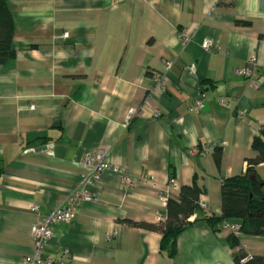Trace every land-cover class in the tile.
Segmentation results:
<instances>
[{"label": "crops", "instance_id": "1", "mask_svg": "<svg viewBox=\"0 0 264 264\" xmlns=\"http://www.w3.org/2000/svg\"><path fill=\"white\" fill-rule=\"evenodd\" d=\"M5 1L15 53L0 64V264L33 252V224L81 189L93 200L55 227L54 264L264 260V236L231 246L232 231L202 218L222 215V180L264 141V0ZM252 56V76L237 74ZM88 153L122 172L89 178ZM255 170L264 182V162ZM193 183L199 209L169 257L159 232L128 221L159 223Z\"/></svg>", "mask_w": 264, "mask_h": 264}, {"label": "trees", "instance_id": "2", "mask_svg": "<svg viewBox=\"0 0 264 264\" xmlns=\"http://www.w3.org/2000/svg\"><path fill=\"white\" fill-rule=\"evenodd\" d=\"M13 18L5 0H0V64L14 56L13 49ZM264 38V34H261ZM252 147L256 151L254 157L246 159L245 171L241 174L228 176L221 182L222 215L203 216L210 225L221 224L227 220L240 224L239 233L264 236V182L256 174L255 166L264 162V141L255 136ZM0 169V176L2 175ZM174 176V175H170ZM202 188L193 183L182 185L178 196H169L166 201V216L157 224L128 221L129 224L157 231L161 234L160 251L169 257L176 253V239L183 228L190 224L189 217L199 209V197ZM231 246L238 244L234 235L229 238ZM236 264H264L262 256L254 255Z\"/></svg>", "mask_w": 264, "mask_h": 264}, {"label": "built area", "instance_id": "3", "mask_svg": "<svg viewBox=\"0 0 264 264\" xmlns=\"http://www.w3.org/2000/svg\"><path fill=\"white\" fill-rule=\"evenodd\" d=\"M201 46L203 49L209 50L215 47V42L212 38L208 37L202 41ZM170 66L171 63L166 62V69H169ZM257 66V60L252 56L248 60L247 65L237 69V74L245 77H251L253 70ZM154 77L157 79L159 85H162V82L164 81L163 75L156 74ZM220 102H225V98H222ZM195 105L197 107L203 106V94L200 99L195 102ZM130 113L131 111L129 114ZM157 115L158 114H155V116ZM82 162L89 168V178L91 179H94L103 172H122L117 165L106 161L105 156L102 153L85 154ZM142 180L147 182L144 178H142ZM169 185L172 189H177V184L173 176L169 177ZM91 200H93V196L87 189L77 190L74 193L69 194L53 211L38 218L31 228V235L34 240V250L29 254L23 255L20 264H54V259L50 255L46 254V247L55 235V227L61 223L70 222L77 210V207L81 203ZM200 206L203 207V204H200ZM31 210H38V205H31ZM221 228L224 230H230L235 235H240V224L237 221L227 220L221 223ZM65 260H68V258Z\"/></svg>", "mask_w": 264, "mask_h": 264}]
</instances>
